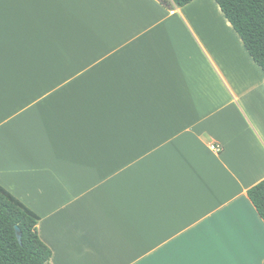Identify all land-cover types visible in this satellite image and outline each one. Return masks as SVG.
Segmentation results:
<instances>
[{
  "label": "crops",
  "instance_id": "1",
  "mask_svg": "<svg viewBox=\"0 0 264 264\" xmlns=\"http://www.w3.org/2000/svg\"><path fill=\"white\" fill-rule=\"evenodd\" d=\"M239 37L216 0H0V184L52 264H264Z\"/></svg>",
  "mask_w": 264,
  "mask_h": 264
},
{
  "label": "trees",
  "instance_id": "2",
  "mask_svg": "<svg viewBox=\"0 0 264 264\" xmlns=\"http://www.w3.org/2000/svg\"><path fill=\"white\" fill-rule=\"evenodd\" d=\"M192 1L159 0L169 9ZM216 2L264 72V0ZM248 196L264 220V179L248 190ZM40 220L38 213L0 184V264H52L53 250L39 235ZM16 226L21 229L22 240Z\"/></svg>",
  "mask_w": 264,
  "mask_h": 264
},
{
  "label": "water",
  "instance_id": "3",
  "mask_svg": "<svg viewBox=\"0 0 264 264\" xmlns=\"http://www.w3.org/2000/svg\"><path fill=\"white\" fill-rule=\"evenodd\" d=\"M16 230H17V236L19 238V240H22V232L19 226H16Z\"/></svg>",
  "mask_w": 264,
  "mask_h": 264
},
{
  "label": "built area",
  "instance_id": "4",
  "mask_svg": "<svg viewBox=\"0 0 264 264\" xmlns=\"http://www.w3.org/2000/svg\"><path fill=\"white\" fill-rule=\"evenodd\" d=\"M213 149H215V150H219V147H217V146H213Z\"/></svg>",
  "mask_w": 264,
  "mask_h": 264
},
{
  "label": "rangeland",
  "instance_id": "5",
  "mask_svg": "<svg viewBox=\"0 0 264 264\" xmlns=\"http://www.w3.org/2000/svg\"><path fill=\"white\" fill-rule=\"evenodd\" d=\"M236 31V30H235ZM238 34V33H237ZM239 35V34H238ZM239 39H241V37H239ZM242 40V39H241ZM243 41V40H242Z\"/></svg>",
  "mask_w": 264,
  "mask_h": 264
}]
</instances>
